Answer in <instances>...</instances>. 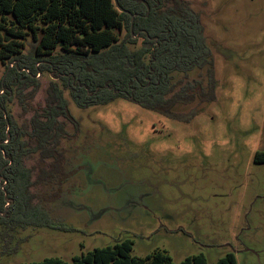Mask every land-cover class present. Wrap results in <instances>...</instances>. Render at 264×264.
Segmentation results:
<instances>
[{
    "label": "rangeland",
    "instance_id": "374dc122",
    "mask_svg": "<svg viewBox=\"0 0 264 264\" xmlns=\"http://www.w3.org/2000/svg\"><path fill=\"white\" fill-rule=\"evenodd\" d=\"M192 1L213 52L215 100L197 98L168 114L124 98L82 109L67 95L79 131L68 125L66 175L31 189L60 228L6 235L0 264L71 261L125 239L138 257L162 251L178 264L204 254L216 264L233 252L238 264H264V164L254 162L264 152V0ZM199 73L189 79L207 87ZM5 74L0 61V99L25 123L32 111L2 91ZM39 79L35 109L51 77Z\"/></svg>",
    "mask_w": 264,
    "mask_h": 264
},
{
    "label": "trees",
    "instance_id": "16d2710c",
    "mask_svg": "<svg viewBox=\"0 0 264 264\" xmlns=\"http://www.w3.org/2000/svg\"><path fill=\"white\" fill-rule=\"evenodd\" d=\"M118 4L129 13L120 12L114 0H0V61L6 66L1 88L25 112L32 111L19 124L0 99V180L8 185L4 191L0 181V242L18 228H60L31 189L57 184L66 175L68 125L79 131L67 95L82 109L124 98L168 114L178 104L216 98L213 52L192 0ZM28 39L31 50L24 53ZM195 70L205 76L207 87L189 79ZM44 73L51 79L44 105L35 109L30 102ZM176 74L182 77L176 80ZM254 162L264 164V152H257ZM7 198L11 204L5 208ZM133 245L125 239L71 261L48 257L29 264H177L162 251L135 256ZM178 264L208 262L198 254ZM216 264L238 262L230 252Z\"/></svg>",
    "mask_w": 264,
    "mask_h": 264
},
{
    "label": "water",
    "instance_id": "95a60500",
    "mask_svg": "<svg viewBox=\"0 0 264 264\" xmlns=\"http://www.w3.org/2000/svg\"><path fill=\"white\" fill-rule=\"evenodd\" d=\"M114 3H115L117 9H118L120 12L129 13V12L125 11L124 9H122V8L119 6V4H118V0H114ZM133 21H134V16L132 15V24H133ZM0 108H1V105H0Z\"/></svg>",
    "mask_w": 264,
    "mask_h": 264
},
{
    "label": "built area",
    "instance_id": "2783aa9c",
    "mask_svg": "<svg viewBox=\"0 0 264 264\" xmlns=\"http://www.w3.org/2000/svg\"><path fill=\"white\" fill-rule=\"evenodd\" d=\"M40 76V75H39Z\"/></svg>",
    "mask_w": 264,
    "mask_h": 264
}]
</instances>
